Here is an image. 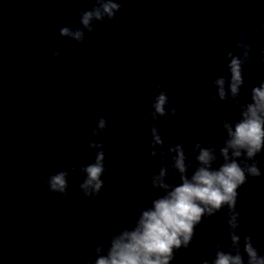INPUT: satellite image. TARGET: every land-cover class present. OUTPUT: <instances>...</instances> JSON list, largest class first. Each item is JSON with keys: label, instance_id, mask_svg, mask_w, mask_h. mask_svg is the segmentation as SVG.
<instances>
[{"label": "clouds", "instance_id": "9594fccd", "mask_svg": "<svg viewBox=\"0 0 264 264\" xmlns=\"http://www.w3.org/2000/svg\"><path fill=\"white\" fill-rule=\"evenodd\" d=\"M122 8V0H93L90 8L79 10L75 25L55 27L60 37L82 44L96 25L115 20ZM53 23L50 21L44 30L50 31ZM260 28L264 30V23ZM234 49L225 53L224 71L211 82L215 92L210 100L220 117L222 143H217L216 134L205 124L206 141L185 139L166 144L162 130L168 125L180 128L181 124L174 120L177 107L167 91L158 81L153 83L151 100L146 105L150 111L137 117V127L146 140L152 165L147 181L157 195L130 224L108 233L87 251L83 247L77 254L69 251L68 264H173L177 254L191 246L196 229L219 213L224 214L227 247L217 240L213 252L202 257L200 264H264V251L242 228L238 208L239 190L250 179H264L258 159L264 157V79L249 86L247 99L242 100L244 73L252 67L253 53L245 32L239 33ZM51 55L58 60L61 51L52 49ZM7 78L0 69V82ZM143 99L148 100L147 94ZM228 101L237 110V119L222 115V104ZM92 118L95 124L90 133L94 139L87 145L91 161L79 166L70 164L48 175L43 184L48 193L68 199L69 176L75 174L85 198L100 197L108 170L105 144L110 139L109 122L105 115L97 117L93 113Z\"/></svg>", "mask_w": 264, "mask_h": 264}]
</instances>
